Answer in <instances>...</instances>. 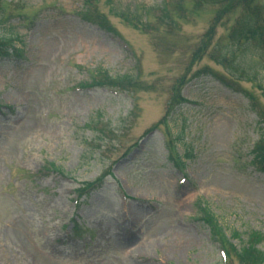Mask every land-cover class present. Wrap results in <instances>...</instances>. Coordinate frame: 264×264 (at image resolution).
Wrapping results in <instances>:
<instances>
[{"label": "rangeland", "instance_id": "rangeland-1", "mask_svg": "<svg viewBox=\"0 0 264 264\" xmlns=\"http://www.w3.org/2000/svg\"><path fill=\"white\" fill-rule=\"evenodd\" d=\"M164 1L0 0V40L22 51L0 60V264H221L222 249L196 220L197 198L225 238L242 235L230 241L237 248L251 231L264 235V173L249 164L264 125L243 93L214 77L191 79L181 92L188 103L143 138L163 119L186 71L207 67L232 79L207 56L191 63L209 9L158 36L119 17L144 22ZM87 4L117 36L81 16ZM228 29L226 22L218 27L211 44ZM249 55L243 65L254 75ZM97 70L137 77L148 89L132 96L77 88ZM263 75L237 82L264 108L257 89ZM165 139L179 156L190 155L183 173L167 161ZM51 163L65 176L39 174ZM104 171L110 175L102 187L76 204L79 184ZM258 248L264 252V242Z\"/></svg>", "mask_w": 264, "mask_h": 264}, {"label": "trees", "instance_id": "trees-1", "mask_svg": "<svg viewBox=\"0 0 264 264\" xmlns=\"http://www.w3.org/2000/svg\"><path fill=\"white\" fill-rule=\"evenodd\" d=\"M190 7H185L184 0H165L156 14L148 13L144 22L139 18H131L126 15H119L128 25L143 34L151 33L156 36L157 33L163 30L172 32L174 30L175 23L178 20H187L196 14H199L203 9H209L212 14L211 22L206 32L201 37L197 48L193 51L191 56V63L196 60H201L207 56L211 62L217 66L227 70V75H231L232 79H226L225 77L215 73L211 69L204 67L191 74L189 71L175 81L171 92L172 97L167 104V110L161 122L155 125L156 128L161 125H165L167 119L173 112V110L186 102L181 96V90L189 83L191 79L199 78L202 76H219L220 81L223 82L229 88L232 86L237 87L244 95L252 102V107L258 108V116L264 123V108L258 106L255 101L254 95L246 90L240 88L238 80H247V82L253 81L256 83V78L259 72L264 74V0H190ZM93 8L86 10L84 16L90 18L94 24H96L101 30L118 35L116 30L110 25L108 19L99 12L98 9ZM3 6L0 7V17L4 15ZM149 16H153L156 20L155 27L151 26ZM5 19H9L5 17ZM224 22L229 25L228 33L223 40H219L215 44H211L216 32V29L220 27ZM168 29V30H166ZM250 53L251 57L256 60L258 70L254 75L250 72V68L243 65V58L247 53ZM22 53L21 50L11 47V39L0 40V58H9L19 56ZM245 55V56H244ZM249 55V57H250ZM193 66V65H192ZM188 76V77H187ZM264 77V75H263ZM264 80V78H262ZM228 81V82H227ZM230 82V83H229ZM81 88L91 87H105L112 90L126 92L134 96L138 92L145 91L148 87L144 86L138 78L122 76L111 77L106 71H97V77L93 76L90 84L80 85ZM257 89L260 91L262 98L264 99V81L257 84ZM261 105V103H259ZM256 109V108H254ZM102 132V130H99ZM173 140L168 146V158L173 162L174 166L182 169L184 161L182 157L178 156L176 148L173 145ZM252 161L250 165L258 170L264 171V137L260 138L256 142L251 151ZM190 155L185 154V158ZM102 183V176L95 182L85 184L82 188L78 189L76 193L79 197L86 192H90ZM196 208L199 215V220L204 226H206L210 232L211 239L218 243L222 250L225 252L226 260L223 264H264V253L260 251L256 246L261 242H264V236L257 232H250L246 235V240L241 242V246L236 248L230 241L231 239H240L241 235L233 231L230 238H225L222 233V229L216 217L211 213L209 208L202 202L197 201Z\"/></svg>", "mask_w": 264, "mask_h": 264}]
</instances>
